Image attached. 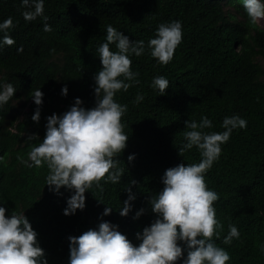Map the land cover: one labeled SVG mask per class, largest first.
I'll return each instance as SVG.
<instances>
[{
    "label": "trees",
    "instance_id": "obj_1",
    "mask_svg": "<svg viewBox=\"0 0 264 264\" xmlns=\"http://www.w3.org/2000/svg\"><path fill=\"white\" fill-rule=\"evenodd\" d=\"M26 10L21 0H0V23L12 18L8 35L15 41L0 48V90L8 83L16 89L0 106V207L8 218L13 212L25 214L47 264H70L68 237L98 230L102 221L116 225L139 246L137 233L159 218L149 201L163 190L165 171L202 159L195 146L179 154L187 143L184 133L191 130L185 121L199 123L207 117L212 127L202 131L223 132L224 118L234 115L245 119L247 127L232 131L204 174L208 189L218 194L213 207L223 225L213 242L229 253L226 264H264V26L249 24L242 0H44L50 32L44 31L41 17L25 21ZM173 21L182 25V41L172 61L161 65L151 56L148 41L160 24ZM108 25L130 41L145 43L141 56L129 55L139 82L114 96L127 105L121 123L128 140L114 157L124 174L116 184L102 180L103 191L94 184L85 192V207L65 215L74 190H50L47 165L29 167L28 154L42 143L47 117L63 115L76 98L86 110L95 107L94 76L102 69L97 49L106 42ZM110 49L118 51L115 44ZM157 76L169 81L164 94L152 86ZM65 85L66 96L61 92ZM38 88L44 94L39 106L31 95ZM137 95L143 101L137 103ZM38 107L36 122L32 116ZM33 134L37 138L29 140ZM128 188L135 199L128 215L121 216ZM106 207L112 212L102 215ZM140 209L143 213L134 218ZM229 225L240 234L225 244ZM178 244L184 252L176 264H183L187 247L184 241Z\"/></svg>",
    "mask_w": 264,
    "mask_h": 264
},
{
    "label": "clouds",
    "instance_id": "obj_2",
    "mask_svg": "<svg viewBox=\"0 0 264 264\" xmlns=\"http://www.w3.org/2000/svg\"><path fill=\"white\" fill-rule=\"evenodd\" d=\"M22 6L28 10L22 13L25 21H34L41 17L44 31L52 29L44 15V0H21ZM243 7L249 17V24L255 25L264 19V3L261 0H242ZM14 27L11 17L0 23V48L12 46L15 41L8 35ZM182 25L179 21L160 24L155 38L148 41L151 56L161 65L172 61L176 48L182 41ZM115 44L118 51L113 52L110 45ZM22 51V47L18 49ZM145 51L143 40L130 41L112 25L107 26L106 42L97 49L102 69L95 74L96 87L95 107L86 110L81 107L82 101L76 98L75 104L63 115L53 113L47 117L46 134L38 146L29 152V167H42L45 164L49 170L46 184L50 190L59 193L61 187L74 190L67 200L65 215H71L77 209L85 207V192L93 185L103 191L101 181L118 183L124 170L118 167L114 157L126 148L128 135L123 133L122 116L127 111V105L116 102L114 96L120 90L127 91L133 83L139 81V73L131 70L130 54L141 56ZM123 77V79H121ZM127 81V82H125ZM152 86L164 94L169 87V81L163 76L153 79ZM15 88L11 83L0 90V106L6 104L14 95ZM62 95H67L65 85ZM36 105L42 104L43 92L36 89L32 94ZM142 95H137L136 102L143 101ZM33 121L39 122L40 109H36ZM190 131L184 133L185 143L179 154L193 146L200 150L202 159L197 164H179L168 168L163 176V190L157 196L151 197V210L158 217L150 227H145L137 238L142 240L139 246L117 231L116 225L102 221L98 230L89 229L79 236H69L70 264H176L184 252L178 241H184L187 247V258L183 264H226L229 253L213 242L217 228L223 225L216 219L213 204L218 200V194L209 190L204 174L211 169L219 159L222 147L229 139L234 129H244L247 121L238 115L225 117L223 132H204L211 128L212 121L202 117L199 123L185 121ZM37 138L35 134L28 139ZM134 156H129V161ZM3 157H0L2 160ZM18 160L24 161L18 156ZM131 183H135L132 181ZM123 202L119 214L127 216L135 199L131 193ZM102 202V201H100ZM5 208L0 207V264H47L45 251L37 243V233L33 230L25 214L13 212L11 218L6 217ZM143 209L136 213L138 218ZM111 207H106L102 215H109ZM230 231L224 238L225 244H230L233 238L239 237L236 226L229 225Z\"/></svg>",
    "mask_w": 264,
    "mask_h": 264
},
{
    "label": "rangeland",
    "instance_id": "obj_3",
    "mask_svg": "<svg viewBox=\"0 0 264 264\" xmlns=\"http://www.w3.org/2000/svg\"><path fill=\"white\" fill-rule=\"evenodd\" d=\"M261 25H263L264 26V19H262V20H260V21H258ZM258 59L261 61V62H263V59L261 58V57H258Z\"/></svg>",
    "mask_w": 264,
    "mask_h": 264
}]
</instances>
